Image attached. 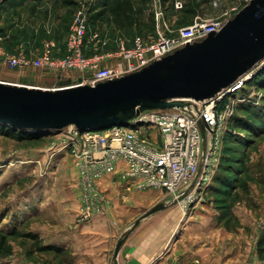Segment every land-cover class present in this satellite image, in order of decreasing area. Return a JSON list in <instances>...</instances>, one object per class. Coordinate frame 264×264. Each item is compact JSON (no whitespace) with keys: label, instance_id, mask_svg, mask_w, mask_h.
Segmentation results:
<instances>
[{"label":"built area","instance_id":"obj_1","mask_svg":"<svg viewBox=\"0 0 264 264\" xmlns=\"http://www.w3.org/2000/svg\"><path fill=\"white\" fill-rule=\"evenodd\" d=\"M157 1L153 8L154 36H136L130 47L120 42L117 50L104 51L107 40L98 33L88 34V14L83 7L72 17L65 41V55L54 54L55 41H47L43 45V52L37 57H29L19 51L15 54L3 53L0 61L8 70L35 69L54 73L76 72L80 75L72 83L26 86L43 90L94 86L137 72L186 45L200 42L210 33L219 32L230 19L224 11L213 16L198 15L188 25L171 28ZM173 5L178 11L183 8L180 0H174ZM211 5L217 8L218 2L212 1ZM89 47L91 53L87 55ZM262 70L264 60L215 98L195 102L185 110H148L131 121L100 130L77 129L74 126L64 128L58 133L57 146L51 150L63 152L72 160L81 191L82 220L88 221L101 212L99 181L119 170L123 179L137 180L140 190L161 191L177 200L185 209L192 201L197 186L208 179L211 158L218 152L225 123L233 115L230 102L222 110L216 109V103L237 94ZM199 122L205 124L204 150Z\"/></svg>","mask_w":264,"mask_h":264},{"label":"rangeland","instance_id":"obj_2","mask_svg":"<svg viewBox=\"0 0 264 264\" xmlns=\"http://www.w3.org/2000/svg\"><path fill=\"white\" fill-rule=\"evenodd\" d=\"M41 1H48V6L51 7L53 3L58 4L56 10L62 3L67 4L62 8L64 11L71 10L72 17L83 7L87 10L88 16L91 13L96 14L92 26L94 28L90 30L107 40L104 51L117 50L120 42L127 40L131 42L132 36L139 31L149 33L152 22L155 24L153 18L155 0H127L128 3L125 5H120L123 0ZM170 1L174 4V0ZM180 1L185 7L194 10L193 15L207 16L203 15L206 10L212 12L214 10L215 14L226 11L228 17L232 18L249 0ZM212 1L218 2L217 8L212 7ZM157 3L163 9L161 0ZM113 7L116 9L114 10ZM6 9L4 2L0 4V23L4 28L14 20L9 19ZM125 9L130 13L127 14ZM45 10L46 8L42 10L43 15ZM136 10L140 12L136 14ZM27 12L28 17L34 14L33 9ZM174 16L178 18L177 14ZM128 19L129 27L126 24ZM71 20L67 24L63 23L66 24L67 31ZM28 23L32 22L28 21ZM1 65L0 78L8 76L10 79L29 82L34 86H56L58 81L71 78V81L75 82L80 78L76 72L55 73L56 80L47 82L42 79L44 74H40L39 70L12 71ZM7 72L12 76L6 75ZM257 77L259 76L251 78L249 85L243 87L236 94L237 96L229 99L233 107V115L241 114L247 117L244 121L253 133L248 129L237 130L234 135L229 136L228 133H233L230 128L233 115L226 121L218 152L211 158L208 166V179L197 186L190 204L186 205L185 209L180 207L182 220L190 219L191 224L200 221L210 228H218L230 233L228 241L232 240L235 245L243 247L252 246L256 263L264 264V254H259L261 246L264 245V121L256 120V116H253L254 111L252 112L253 109H264V70L260 72V78L256 79ZM34 132V135L43 133L42 138L38 141L20 142L0 135V264L69 263L66 252L57 253L53 251L54 249L48 251L43 249L44 245L38 235L30 230L32 225L40 223L39 217L28 219V210L24 209L23 205L25 201H37L47 175L46 181L54 180L61 183L70 178L68 176L64 178L65 172L71 173L73 179L77 178V172L67 154L55 153L51 150L59 142L58 134ZM234 137H237L235 140L239 143L231 139ZM216 177L229 185L228 191H222L220 185L215 182ZM47 247L54 248V246Z\"/></svg>","mask_w":264,"mask_h":264},{"label":"crops","instance_id":"obj_3","mask_svg":"<svg viewBox=\"0 0 264 264\" xmlns=\"http://www.w3.org/2000/svg\"><path fill=\"white\" fill-rule=\"evenodd\" d=\"M3 2L9 19L14 20L6 28L0 23V56L23 51L29 57H37L47 41H55L54 54L65 55L66 24L72 18L71 10L64 11L62 8L67 4L62 3L56 10L58 4L53 3L51 7L48 1L2 0L0 4ZM29 9L34 12L30 17ZM214 12L206 10L203 15H216ZM195 16L198 15L185 25L190 24ZM165 18L171 28L184 26L177 24L174 15L165 13ZM154 33L155 24L153 34L147 37L154 36ZM132 40L125 41L126 46L130 47ZM86 53H91V47ZM39 72L44 74L42 79L47 82H54L57 78L54 72ZM7 77H1L0 81L32 84ZM47 178L42 183L44 186L37 201H25L23 206L28 210V219L39 217L40 223L32 225L31 232L38 235L44 246H54L66 252L68 264H258L252 246L235 245L232 240H227L230 233L222 229L210 228L200 221L191 224L190 219L182 220L178 202L169 204L171 197L161 191L140 190L137 188L138 181L123 179L120 170L99 181L101 212L88 221L82 220L78 177L73 179L71 173L65 172L64 178L68 180L61 183L54 180L48 182ZM158 204L165 206L141 219L130 230L145 212ZM123 237V244L114 260L115 247Z\"/></svg>","mask_w":264,"mask_h":264},{"label":"water","instance_id":"obj_4","mask_svg":"<svg viewBox=\"0 0 264 264\" xmlns=\"http://www.w3.org/2000/svg\"><path fill=\"white\" fill-rule=\"evenodd\" d=\"M263 60L264 0H249L219 32L120 78L58 90L0 81V122L58 134L69 126L100 130L123 124L148 110H185L215 98ZM204 127L199 122L203 150ZM164 206L145 212L130 230ZM124 237L115 247L114 260Z\"/></svg>","mask_w":264,"mask_h":264},{"label":"trees","instance_id":"obj_5","mask_svg":"<svg viewBox=\"0 0 264 264\" xmlns=\"http://www.w3.org/2000/svg\"><path fill=\"white\" fill-rule=\"evenodd\" d=\"M127 3H128L127 0L126 1L123 0L122 3H120V5H122V4L125 5ZM161 4L163 6V11L166 13V15L172 16V15L177 14V16H178V18H177V24L178 25H185V24L189 23L191 21L192 17L194 16L193 15L194 14V10L192 8H190V7H185L183 5L182 10L175 11L174 6L172 4V1H170V0H161ZM113 9L115 10L116 7H113ZM124 11H126V9ZM136 11H137L136 14H138V12H140V10H136ZM126 12H127V14L130 13V11L129 12L126 11ZM94 15H96V14H94V13L92 14L91 13L88 16V34L91 32L90 28H92V26H94V21H93L94 20V17H95ZM134 23L136 24V19L134 20ZM126 24H127V27L130 26L129 19L127 20ZM153 32H154V23L152 22L151 31L149 33L148 32H143V31H139L137 34H135L134 36H132V38H134L136 36H140V37L146 38L147 35L153 34ZM258 76L259 77H257L256 79L260 78V73L258 74ZM61 82H63V83H72L71 78H68L66 80H62ZM249 83H251V82L250 81L247 82L246 85H249ZM234 96H237V95L234 94L231 97H225L223 100H221L220 102L216 103V109L217 110H222L229 103V99L232 98V97H234ZM252 112L254 114L253 116H256V120L264 121V109H262V108L261 109L260 108L259 109H253ZM231 120H232V122L230 124V128L232 129L233 133H228L227 135L232 136V135L235 134V132H237V130H245V131H247V129L251 133H253V131L248 128V126L246 125V123L244 121V120H247V117L242 116L241 114H234ZM37 133H41V132H37ZM34 134H35V132H30L29 130H19V129L13 128V127H11L9 125H6V124L0 122V135H4L6 137H10V138L17 139L20 142H23V141L32 142V141H38L39 139H41L42 138L41 135L43 133L38 134V135H34ZM231 139L232 140H235V139H237V137H234V138H231ZM235 142L236 143H239L237 140H235ZM228 149H231V148H228ZM215 182L218 185H220L222 191H228L229 185H227L226 182L221 181V179H219L218 177H216V181ZM43 249L44 250H47V251L54 249L53 251H55L57 253H59V252H62L63 253L64 252L63 250H61L59 248H56V247H54V248L49 247L48 248L46 246H43ZM260 250L261 251H259V254H264V245L261 246Z\"/></svg>","mask_w":264,"mask_h":264}]
</instances>
